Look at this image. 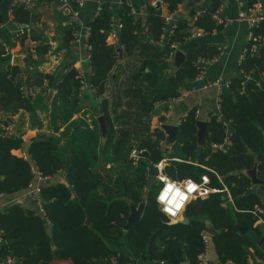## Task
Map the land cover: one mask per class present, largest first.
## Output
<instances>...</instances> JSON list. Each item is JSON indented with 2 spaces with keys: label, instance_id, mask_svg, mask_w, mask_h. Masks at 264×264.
<instances>
[{
  "label": "trees",
  "instance_id": "1",
  "mask_svg": "<svg viewBox=\"0 0 264 264\" xmlns=\"http://www.w3.org/2000/svg\"><path fill=\"white\" fill-rule=\"evenodd\" d=\"M144 1L143 22L129 13L123 1L117 4L115 11L108 1H103L97 14L87 23L90 67L87 83L93 95L99 96L105 90L109 73L112 72L114 80L121 75L124 85L121 93L127 100L125 119L121 123L132 120L133 126L113 129L105 100H101L103 133L93 119L92 128L81 118L68 121L71 117L68 109H73L78 99L80 77L73 68L64 71L54 84L53 99L63 108L60 114L64 127L59 133L64 138L63 144H59V137L41 135L30 138L24 147L41 175L51 176L60 171L63 181L41 184L37 199L42 213L18 203L0 210V257L9 255L17 264H104L110 256L124 261L129 258L105 243V239L118 240L124 236L143 260L178 264L185 259L194 264L202 250L201 232L206 224L214 231L208 239L220 263L246 264L248 250L262 257L254 241L261 238V232L253 226L255 217L249 212L254 206H261V202L249 190L250 180L242 171L254 167V174L264 189V49L259 48L254 55L245 53L240 60L239 69L243 76L249 77L247 81L242 84V78H227L228 90L219 95L221 119L209 117L202 136L204 146L199 150L194 107L187 110L173 138L171 149L174 152L168 155L164 167L165 175L173 180H197L205 173L210 186L227 189L230 205L222 206L219 194L211 193L185 205L182 216L187 219L186 223H168L154 200L157 187L146 188L147 164L161 158L159 144L163 139L160 129L149 130L147 114L153 102L175 96L177 89L193 77L196 67L192 60L196 56L210 57L217 49L202 44L187 50L177 69L169 76H162L158 65L170 51L169 42L183 41L187 20L194 8L184 16L174 15L166 40L159 42L163 17L158 7ZM161 1L173 12L182 0ZM219 3L220 0H203L200 5L202 12L194 24L206 33L221 28L210 19ZM11 18L19 24L27 23L29 12L24 6H15ZM114 21L120 27L114 43L107 44L105 39ZM72 26L69 23L65 31L66 40L70 39ZM254 32L262 34V26L257 25ZM116 48L122 50L121 56L137 55V63L122 64ZM28 69L25 66L22 71ZM19 72L17 66H7L0 71V112L31 111V102L16 77ZM33 75L39 74L34 71ZM0 121L5 123L1 117ZM133 137L139 141L135 143ZM21 144L17 135L0 134V194L19 193L32 180L29 160L10 153ZM212 144L223 146L210 150ZM132 145L144 149L135 163L128 158ZM171 157L179 160L169 159ZM65 158L69 161L67 166ZM140 202L143 203L140 219L123 231L118 223L125 222L130 204L136 206ZM238 226L245 230L240 232Z\"/></svg>",
  "mask_w": 264,
  "mask_h": 264
},
{
  "label": "crops",
  "instance_id": "2",
  "mask_svg": "<svg viewBox=\"0 0 264 264\" xmlns=\"http://www.w3.org/2000/svg\"><path fill=\"white\" fill-rule=\"evenodd\" d=\"M103 1H108L110 3V8L115 11L117 6L116 0H84L83 6L78 9V21L80 25H86L92 19L95 6L97 3L100 4ZM150 1L151 0H148V3L151 5ZM154 1V5L158 3L156 7L159 8L162 17L169 13L172 17L174 15L184 16L191 7H193L194 10L202 9L200 5L203 2V0H197L191 3L189 0H182L181 3L177 5L175 11L169 12L161 0ZM57 3L58 0H33L30 6L25 7L29 12V21L19 24L13 21L11 15L7 12L9 0H0V24L2 25L0 29V46L3 50V53L0 54V71H3L7 66H17L19 68L20 72L16 77L20 79L22 92L29 98L32 107L31 111L18 109L11 114L0 112L1 119L5 121L4 124H7L11 128L12 135L19 136L22 141L20 147L10 150V153L17 157H19L21 151L25 150L24 147L27 141L35 136H37V138L41 135L45 137H59V144H63L64 138L59 136V133L64 127V122L61 120L62 114H60L63 108L59 105L58 101H53L56 94L54 84L62 73L69 68H73L80 79L84 80V85L81 90L80 86L78 88V99L75 106L73 109H68L71 110V117L68 121L81 118L87 123L88 128H92L93 124L91 119H93L99 126V130L103 133L104 121L103 128H101L97 118L102 117L101 100H105V109L113 129L123 127L130 129L133 126L132 120L121 123L123 118L125 119L123 112L126 109L125 105L127 103V100H125L126 98H124L121 93V90L124 88L121 75L114 80L112 72L109 73L105 82L104 92L99 96L93 95V90L87 83L90 72L89 59L86 57L87 50L80 41L72 42L70 39L66 40L65 31L69 27L70 15L69 13L60 12L57 9ZM127 3L133 8L134 13L132 15L134 17H139L141 22H143L145 17V1L127 0ZM256 3L261 6L264 13V0H220L218 6L220 14L230 18V23L218 30L214 29L209 33L205 32L198 37L183 39L182 42H179L178 48L173 51L172 55L169 56L167 54L165 61L158 65V69L161 71L162 76H169L177 69L180 64L175 58L177 52H180L184 59L187 50L195 49L202 44H209L215 46L218 55L215 61L206 66L202 83L209 82L217 77L223 79H227L231 76L243 78L239 69V57L246 44L248 28L244 22L234 21V17L237 12L245 10ZM16 28L20 29L17 35L15 34ZM185 32H187V29ZM106 43L111 44L108 41H106ZM261 47L264 49V43ZM121 54L122 50L120 49V54L118 56L122 64L132 66L137 63V55L125 57L121 56ZM25 66L29 68L28 71H22ZM34 71L39 75L34 76ZM114 71L117 70L114 69ZM198 86V82L190 79L177 89V94L175 96L168 97H175L171 105L170 118L172 122L180 120L191 107H194V110L196 109L198 112L195 120L205 122V126L207 120L211 116H216L221 119L219 105L216 101L217 94L215 88L207 86L200 89ZM165 100L153 102L147 114L149 130L153 129L156 121L161 118V114L165 107ZM127 113H130V111ZM226 122V128H228L229 122ZM173 124L174 123H170V125ZM162 133L163 139L160 141L159 150L161 155H164L167 160L168 155L174 152L171 149V145L175 136L171 138L165 134L164 131H162ZM132 140L136 143L138 139L133 137ZM196 141L197 150L203 148L204 143L202 136L196 135ZM214 149H217V147H214L213 144L210 145V150ZM175 153L178 154L179 152L176 151ZM169 159L179 160L176 157H171ZM198 166L210 170L202 164H198ZM106 167H108V165H106ZM249 170L252 171L254 177L257 179L254 174V167ZM249 170H244L242 173L250 180L247 175ZM56 181H63L62 172L58 171L49 176V179L42 183L48 184ZM225 190L227 199L222 202V206H225V204L230 205L231 203L229 193L226 188ZM249 190L259 197L261 206L264 207V189L260 187V181L258 184L251 183ZM12 203H18L21 206L29 207L34 210L37 209L35 202L24 190L12 195L0 196V210ZM130 206L133 205L130 204ZM179 217L178 221L183 219L182 213ZM255 225L261 232V238H254V241L261 251L262 257H257L253 254L252 250H248L246 264H264V224L255 218L253 226ZM208 228L212 230L210 225L206 224L205 229ZM212 232L214 231L212 230ZM208 235L210 234L208 233ZM107 241L116 242V247H110L112 244H108L109 242ZM105 243L110 249L116 251V253L125 255L129 259L136 260L139 264H152L146 259H141L140 254L136 253L134 249L129 246L124 236H121L117 241L105 239ZM117 243L121 244L118 245ZM205 257L208 264H232L230 261L220 263L217 260L210 242L207 244ZM60 264H68V262H62Z\"/></svg>",
  "mask_w": 264,
  "mask_h": 264
},
{
  "label": "built area",
  "instance_id": "3",
  "mask_svg": "<svg viewBox=\"0 0 264 264\" xmlns=\"http://www.w3.org/2000/svg\"><path fill=\"white\" fill-rule=\"evenodd\" d=\"M121 1H123L128 6V11L130 14H133V8L127 3V0H116V3L119 4ZM33 0H9V4L7 7L8 14L11 15L12 8L15 6H30L32 4ZM84 0H58L57 3V9L60 12L63 13H69L70 15V24L72 26V29L70 31V41L72 42H81L84 48L87 50V59H89V45L87 43V38L89 35V28L87 25H80L78 23V9L83 6ZM151 5H154L155 1H150ZM100 4L97 3L95 6L94 14H97L99 11ZM202 12V9H196L194 12L189 16L187 20V32L184 36V39L192 38V37H198L205 32L200 27L196 26L194 24L196 17ZM173 19L171 14L163 16V22L164 26L162 28V32L159 35V41H164L167 38V35L169 33L170 27L168 29L165 28L166 24L169 20ZM210 19L214 24H217L221 27L225 26L226 24L230 23L231 19L227 18L220 14L219 7H217L211 14ZM234 21L237 22H244L248 28L247 36H246V44L240 54L239 61L242 59L243 55L245 53H248L250 55L258 54L259 48H261V45L264 43V13L262 11V8L259 4H253L252 6L248 7L245 10L237 12L236 16L234 17ZM257 25L262 26V34H256L254 32V28ZM120 24L114 21L111 25V29L108 32L106 36V41L110 42L111 44L114 43L116 39V31L119 29ZM2 28V25L0 24V29ZM20 31L19 28L15 29V34ZM179 42L177 40H173L169 42L168 46L170 48V51L168 55H172L173 51L178 48ZM218 55V51L215 55H212L210 57L205 56H196L192 63L196 67V72L194 73L193 77L191 78L193 81L198 82L199 86L198 88L202 89L207 86L215 88L216 91V101L217 103L220 100V93L224 92L225 90H228L229 82L227 79L223 78H214L213 80L209 82L202 83L206 66L213 61L216 60ZM263 62H264V52H263ZM249 77L243 76L242 78V84L243 82L247 81ZM80 90L82 89V86L84 85V80L80 79ZM258 84V82H256ZM175 100V97L168 98L165 100V107L163 109V112L161 114V118L158 119L155 123L154 128L162 130V127L164 125L174 123L173 125H177L180 120H177L176 122H172L170 115H171V105L173 101ZM198 112L197 110H193V117L194 119L197 118ZM225 126L227 122L224 123ZM0 132L2 135L5 136H11L12 130L7 125L4 124L2 121H0ZM214 147L222 148V144L215 145ZM144 152L143 148H138L136 145H132L128 152V158L132 160V163H135ZM19 157L25 160H29V170L32 173V180L27 184L26 188L24 189L25 193L31 197V199L35 202L37 205L36 211L39 213H42V209L40 207L39 201L37 199V194L39 193L40 186L42 182L49 179V176H43L41 175L35 165L32 161H30L28 154L26 151H21L19 154ZM166 158L164 155H161V158L151 164L152 167L155 169V175H154V181L157 182V190L154 196V200L157 204V209L166 217L168 223H174L178 221L180 218L185 205L195 198H203L211 193H225V187L222 188H216L211 187L209 185V179L205 173L200 174L197 180H193L190 178H182L180 180H173L167 177L164 173V167H165ZM3 194H0L2 196ZM167 209V211H166ZM249 212L258 220L261 221L264 224V207L263 206H254ZM46 224L48 222L46 221ZM201 240H202V250L196 255V263L194 264H208L206 260V249L207 244L209 242L208 239V233L204 230L201 232ZM152 264H167L166 262L162 260H152L150 261ZM0 264H17L16 260L9 256L5 255L4 257H0ZM105 264H139L136 260L128 259L124 261H119L116 256H110L106 259ZM178 264H190L187 260L183 259Z\"/></svg>",
  "mask_w": 264,
  "mask_h": 264
},
{
  "label": "water",
  "instance_id": "4",
  "mask_svg": "<svg viewBox=\"0 0 264 264\" xmlns=\"http://www.w3.org/2000/svg\"><path fill=\"white\" fill-rule=\"evenodd\" d=\"M189 1L191 3H194L197 0H189ZM155 6H158V3H156ZM172 24H173V19L168 21V23L166 24L165 28L168 29ZM115 51L117 52L118 55L120 54V48H116ZM175 58H176L177 62H181L182 59H183V55L180 52H177L175 54ZM97 121L100 124L101 128H103V118L102 117H98ZM195 125H196V128H197V135L200 136V137L203 136L204 129H205V122L196 121ZM162 130L169 137L173 138L175 136V134H176L177 127H176V125L167 124V125H164L162 127ZM68 162H69L68 158H65L64 165L67 166ZM147 172H148V179H147V182H146V188L150 189L155 183L154 175L156 173L155 169L152 167L151 164H147ZM247 175L249 176L250 181H251L252 184H258L259 183V180H257L254 177V175H253L251 170H249ZM219 199H220L221 202L225 201L227 199L225 193H221L219 195ZM142 206H143V203L142 204H137L136 207L130 206L129 212H128L127 216L125 217V222L123 224H119L118 223V226L123 231L128 230L132 225H134L140 219L141 214H142ZM179 221L182 222V223H186L187 219L183 218L182 220H179ZM237 229L239 231H241V232L244 230L243 227H237ZM205 231L207 233H209V234L213 233L210 228L205 229ZM49 243L52 244V241L50 240Z\"/></svg>",
  "mask_w": 264,
  "mask_h": 264
},
{
  "label": "rangeland",
  "instance_id": "5",
  "mask_svg": "<svg viewBox=\"0 0 264 264\" xmlns=\"http://www.w3.org/2000/svg\"><path fill=\"white\" fill-rule=\"evenodd\" d=\"M94 15H96V14H94ZM93 18V17H92ZM78 23H79V21H78ZM87 25V24H86ZM155 186V187H154ZM154 189L157 187V182H155V184H154ZM139 204H142V202H140ZM134 207H136V206H134ZM114 241H117V240H114ZM107 242H109L108 244H112V245H110V247H116V242H110V241H107ZM118 245H120L121 243H117Z\"/></svg>",
  "mask_w": 264,
  "mask_h": 264
},
{
  "label": "clouds",
  "instance_id": "6",
  "mask_svg": "<svg viewBox=\"0 0 264 264\" xmlns=\"http://www.w3.org/2000/svg\"><path fill=\"white\" fill-rule=\"evenodd\" d=\"M166 211H167V209H166Z\"/></svg>",
  "mask_w": 264,
  "mask_h": 264
}]
</instances>
